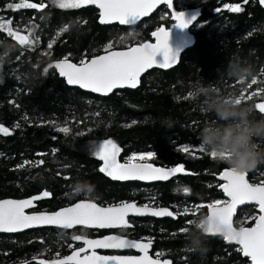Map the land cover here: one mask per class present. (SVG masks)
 <instances>
[{"label":"trees","instance_id":"1","mask_svg":"<svg viewBox=\"0 0 264 264\" xmlns=\"http://www.w3.org/2000/svg\"><path fill=\"white\" fill-rule=\"evenodd\" d=\"M15 2L19 0H0V17L12 19L13 27L36 25L40 42L28 49L0 32V124L11 130L10 135L0 133V199L26 198L48 190L51 199L40 201L34 209L41 211L80 198L112 205L121 198L145 199L141 194L149 195L156 204L169 205L174 212H182L185 207L196 211L195 215L190 213L176 220L148 218L134 222L128 231L134 237H152L161 257L169 258L172 264H250L241 256L239 247L225 244L220 236H206L208 251L204 254L188 246L189 239L195 243V229L186 221L206 217L207 207L197 206L226 200L215 176L229 166L213 160L207 152L185 153L181 148L201 143L200 129L215 119L214 114L203 111L205 97L197 94L199 88L211 86L225 95L235 92L240 96L264 87V7L258 0L247 4L243 0H175V11H200L197 23L190 29L193 46L181 55L174 68L152 69L141 77L136 89L117 90L108 96L69 87L54 68L46 74L43 69L66 56L79 63L104 53L109 43L113 49H125L152 41L157 28L168 29L174 24L173 9L162 5L138 25L123 27L101 25L98 11L90 5L60 9L51 0H44L47 7L39 11L7 8ZM228 3H240L243 12L224 9ZM218 8L222 11L218 12ZM65 26L68 31L61 32ZM52 41L55 43L48 49ZM230 60L251 66L253 75L244 82L230 77L219 79ZM253 77L258 83L249 88ZM261 99L253 97L245 102L255 105ZM255 115L264 116L258 110ZM61 127H68L70 132L57 131ZM104 139H113L121 147V160L133 153L151 151L156 155L149 162L166 167L183 165L186 173L192 174L178 173L152 185L113 180L99 171L101 161L89 152L93 142ZM257 142L264 145V138H257ZM41 160L43 164L17 167L25 161ZM248 179L251 183L264 180V163L249 171ZM82 182L94 189L92 195L77 192ZM183 187L190 188L191 194L183 193ZM257 215L254 206H244L238 210L234 225L251 226ZM182 228H188V232L180 231ZM59 234L55 228L0 233V264H32L31 257L46 243L66 238Z\"/></svg>","mask_w":264,"mask_h":264},{"label":"snow or ice","instance_id":"2","mask_svg":"<svg viewBox=\"0 0 264 264\" xmlns=\"http://www.w3.org/2000/svg\"><path fill=\"white\" fill-rule=\"evenodd\" d=\"M60 9H80L87 5H95L99 11V22L101 24H112L117 22L120 25L135 24L141 21L142 17L148 16L157 5L164 4L169 9H173L172 19L180 28H186L196 19H186L184 12H177L173 8V0H51ZM249 0H243L247 4ZM264 4V0H260ZM47 7L44 0L40 2H30V0H19V2L10 3L7 8L18 11L20 9L43 10ZM224 9L232 13L243 12L240 3L224 4ZM218 12L222 9H217ZM43 19V17H41ZM13 20L0 17V32L13 38L19 45L28 49H34L40 42V37L36 35V25L26 26L24 28L13 27ZM68 31V26L60 30ZM22 32L27 34H21ZM60 33H58L59 35ZM250 34V33H249ZM155 37V43L139 42L136 46H131L127 50H113V44L105 46V54L94 56L92 59H81L79 63H72L68 56L49 64L43 69L46 74L49 69H56L61 77L66 78L69 85H78L82 89L90 90L93 93H99L107 96L113 93L115 89L130 87L136 88L140 82V76L146 70L159 66L160 68H170L178 62V56L169 45L170 30L159 27L152 33ZM122 42V41H121ZM55 41L48 43V49L53 47ZM163 52V60L158 61L156 55ZM0 57V62H2ZM264 73V69H261ZM241 82H244L241 80ZM258 83L253 77L249 88ZM193 93H189V96ZM253 97H262L261 102L254 105L260 114H264V87L258 88L252 92H242L236 102L251 100ZM27 119V117H25ZM135 123V122H133ZM129 127L131 125H128ZM19 127V124L16 125ZM57 131L68 134V127L58 128ZM91 131V129L89 130ZM0 133L10 135L11 130L0 124ZM55 138V137H54ZM93 155L102 162L99 168L101 173L106 174L113 180L118 181H167L178 173H186L183 165L174 167H157L149 161L156 155L148 151L144 153H133L121 163L118 159L121 153V147L113 139H104L99 143H93L91 146ZM181 151L185 153L199 151L207 154L217 160L215 151L208 152L202 145L182 146ZM56 152L53 149V154ZM230 153L219 154L220 159H228ZM44 161L30 162L17 167H24L27 164H43ZM249 171H238L232 167H226L219 173V178L223 183L218 187L227 197L226 200H215L206 205L209 214L206 216V224L201 221L196 225V221L187 220V225H196L202 228L204 232L211 236L220 235L226 242L239 245L238 251L244 257L251 260V264H264V180L256 183H250L248 179ZM183 193L190 195L191 189L183 187L180 189ZM52 193L44 190L38 195L28 199L0 200V232L15 233L25 229L40 226H56L64 229H71L75 226H86L99 229L127 228L130 215L154 217H172L174 219L180 216H187L190 213L196 214L192 208L185 207L182 212H174L167 207H155L149 204L138 206L135 202H121L120 204L101 207L99 204L90 200L80 201L69 207H64L54 212H37L29 214L26 210L33 208L37 201L51 198ZM255 204L259 215L253 217L255 223L252 227H245L243 223L234 226L233 215L237 205ZM180 231L187 233L188 228H182ZM75 241H83L85 247L74 249L72 254L63 258L57 257L50 261L40 260L39 264H172V261L161 260L162 253L157 252L155 258L149 255L152 247V239L130 240L123 235H108L100 239H89L84 235L72 237ZM97 249H137L140 256H105L98 255Z\"/></svg>","mask_w":264,"mask_h":264},{"label":"clouds","instance_id":"3","mask_svg":"<svg viewBox=\"0 0 264 264\" xmlns=\"http://www.w3.org/2000/svg\"><path fill=\"white\" fill-rule=\"evenodd\" d=\"M252 75L251 66H245L239 60H230L219 79L230 77L244 81ZM197 94L205 97L203 111L212 113L215 117L200 129L198 139L201 145L208 152L215 151L217 161L224 162L241 172L251 171L264 163V145L257 142V138H264V116L256 117L254 105L245 101L237 103L238 95L235 92L228 96L211 86L199 88ZM221 153L231 155L228 159L222 160L219 158ZM77 192L92 195L94 189L87 182H82L77 186ZM201 221L207 226L206 217L199 218L196 225ZM196 225H193L195 243L189 239L188 246L194 252L204 254L208 251L206 233ZM191 235L192 232L189 236Z\"/></svg>","mask_w":264,"mask_h":264},{"label":"flooded vegetation","instance_id":"4","mask_svg":"<svg viewBox=\"0 0 264 264\" xmlns=\"http://www.w3.org/2000/svg\"><path fill=\"white\" fill-rule=\"evenodd\" d=\"M121 155V153H120ZM120 162H124V160H121V156L118 157ZM151 163V162H150ZM101 166H102V162H101ZM175 177V176H174ZM173 177V178H174ZM122 183H137V184H142V185H152V184H156V183H151V184H144V183H140V182H136V181H120ZM159 183V182H157ZM44 191V190H42ZM41 191V192H42ZM141 196H145L144 198H121L120 200L116 201V202H112V205L115 204H120L121 202H135L138 206H143L145 204H149L151 206H155V207H167L170 210H172V208L169 205H163V204H156V202L154 200H151L149 195H143L141 194ZM51 198H46L41 200L42 201H46V200H50ZM87 201L90 200L92 202L97 203L95 200L92 199H85V198H80L76 201H74L71 204H67L64 206H59L56 209L53 210H41V212H54L57 211L58 209L64 208V207H68L78 201ZM40 202V201H39ZM38 202V203H39ZM37 203V204H38ZM99 204V203H97ZM100 205V204H99ZM101 207H107L110 205H100ZM35 211V210H32ZM173 211V210H172ZM148 218H152V219H164V218H169L172 220H176L170 217H164V218H154V217H133V216H129L128 220L129 223L131 224L130 227L127 228H111V229H99V228H89V227H83V226H76L74 228L71 229H62V228H57V227H46V228H40V229H50V228H55L58 230V232L60 234H64L66 235L65 239H61L59 237L58 240L60 241H56L55 244H47L43 246V248L40 250L39 253H37L36 255L31 257V260L33 263L32 264H39L40 260H44V261H50L53 260L57 257V254H59L60 258H63L65 256H69L72 254L74 249H79L81 247H85L83 241H75L72 239L73 236L76 235H84L89 239H100L104 236H108V235H123L125 236L127 239L130 240H144L147 241V239H152V237H150L149 235H139L138 237H134L132 236V234L128 231L131 230L134 226V222L136 220H142V219H148ZM59 234V235H60ZM153 241V240H152ZM155 244L153 241L152 247L149 250V255L153 256V258H155V254L157 253V251L155 250ZM97 254L98 255H105V256H114V255H118V256H137L139 255V253H137L136 251L129 249H123V250H113V249H97ZM161 260L164 259H169V258H163L160 257ZM25 264H30L29 261Z\"/></svg>","mask_w":264,"mask_h":264},{"label":"water","instance_id":"5","mask_svg":"<svg viewBox=\"0 0 264 264\" xmlns=\"http://www.w3.org/2000/svg\"><path fill=\"white\" fill-rule=\"evenodd\" d=\"M174 1L175 0H173V3H174ZM258 2L260 3V0H258ZM261 4V3H260ZM162 5H164V4H160V5H157V7L148 15V16H146V17H142L141 18V21L143 20V19H145V18H148V17H150L160 6H162ZM263 7H264V4H261ZM90 6H93V7H95V9L98 11V14H99V9L95 6V5H90ZM177 12H184L185 13V16H186V19H192V17H196V19L195 20H193V22L191 23V24H189L188 25V27H186V28H180L179 26H177L175 23H176V21L174 20V24L170 27V28H168V30H170V39H169V45H170V47H171V49H172V51L174 52V53H176L177 54V56H178V62L176 63V64H174L172 67H170V68H160L159 66H154L153 68H151V69H148V70H146L144 73H142L141 74V76H140V79H141V77L142 76H144L148 71H150V70H152V69H158V70H163V71H168V70H170V69H172V68H174L178 63H179V60H180V57H181V55L186 51V50H188L189 48H191L192 46H193V44H194V37H193V35H192V33L190 32V29L197 23V21H198V19H199V17H200V11L198 10V9H185V10H182V11H177ZM98 21H99V17H98ZM141 21H137L135 24H130V25H120L119 23H117V22H113L112 24H101L100 22V24L101 25H104V26H108V25H114V24H117V25H119V26H123V27H133V26H136V25H138ZM156 31V30H155ZM21 34H23V33H21ZM14 40V39H13ZM14 42L16 43V44H18V42L17 41H15L14 40ZM156 42V39H155V37H153L152 36V41H148V42H145V43H155ZM19 45V44H18ZM19 46H21V45H19ZM133 46H136V45H133ZM128 48H125V49H113V50H117V51H122V50H127ZM103 54H105V52L104 53H101V54H98V55H103ZM98 55H96V56H98ZM94 57V56H93ZM93 57H91V58H89V59H92ZM156 59L158 60V61H162L163 60V52L161 51V52H158L157 53V55H156ZM57 61H59V60H57ZM56 61V62H57ZM70 62H72L71 60H70ZM55 63V62H54ZM72 63H74V62H72ZM55 71H56V73L59 75V73H58V70H56L55 69ZM60 76V75H59ZM61 77V76H60ZM61 78H63L64 80H65V82H66V78H64V77H61ZM66 84H67V82H66ZM139 84H140V82H139ZM139 84H138V86H139ZM69 87H76V88H79L80 90H82V91H84V92H89V93H92V94H94V95H97V96H105V95H102V94H99V93H93V92H91L90 90H87V89H82V88H80L78 85H69V84H67ZM137 86V87H138ZM136 87V88H137ZM136 88H134V89H136ZM123 89H133V88H130V87H124V88H119V89H115L113 92H115V91H117V90H123ZM110 94H112V93H110ZM110 94H108V95H110ZM107 95V96H108ZM121 163H123V162H121ZM153 164V163H152ZM155 165V164H154ZM155 166H157V167H166V166H160V165H155ZM167 168V167H166ZM225 169V168H224ZM224 169H222L220 172H222ZM219 172V173H220ZM219 173L218 174H216V176H215V178L217 179V181L221 184V183H223V181H221L220 180V178H219ZM173 178V177H172ZM172 178H170V179H172ZM169 179V180H170ZM168 181V180H167ZM136 182H140V183H144V184H151V183H157V182H166V181H138V180H136ZM250 182V181H249ZM251 183V182H250ZM218 190H220L221 192H222V190L218 187ZM39 193H41V192H39ZM39 193H37V194H34V195H31V196H29V197H26V198H20V199H16V198H3V199H14V200H21V199H28V198H31V197H33V196H35V195H38ZM222 194H223V196H224V198L225 199H227V197L225 196V194L222 192ZM3 199H0V200H3ZM41 201V200H40ZM39 201H37L36 202V204H35V206L33 207V208H29V209H27L26 211L29 213V214H31V213H37V212H41V211H32V210H34L36 207H37V203H38ZM78 202H80V201H78ZM78 202H76V203H78ZM75 204V203H74ZM73 205V204H72ZM249 205H251V206H254L255 207V209H256V211H257V213H258V215H259V212H258V208H257V206L255 205V204H241V205H237V207H236V209L234 210V215H233V224H234V219H235V217H236V214H237V212H238V210L240 209V208H242V207H244V206H249ZM71 206V205H70ZM69 207V206H68ZM59 210V209H58ZM57 210V211H58ZM209 214V210H208V208H207V215ZM206 215V216H207ZM257 215V216H258ZM130 216H133V217H154V216H151V215H144V216H136V215H130ZM154 218H164V217H154ZM170 218H172V217H170ZM174 219V218H173ZM254 223H255V221H254ZM254 223H253V225H251V226H245V227H252V226H254ZM130 224V223H129ZM131 225V224H130ZM235 226V225H234ZM46 227H56V226H40V227H34V228H30V229H25V230H22V231H19V232H15V233H9V232H0V233H2V234H8V235H12V234H20V233H23V232H25V231H28V230H32V229H40V228H46ZM76 227V226H75ZM83 227H86V226H83ZM57 228H59V227H57ZM89 228H92V227H89ZM62 229H64V228H62ZM206 236H211V235H208V234H206ZM216 236H220V235H216ZM220 237H222V236H220ZM223 238V237H222ZM223 240H224V238H223ZM144 242H146V241H144ZM224 242H225V244H227V245H234V246H237V247H239V245H237V244H235V243H229V242H226L225 240H224ZM113 250H123V249H113ZM126 250H129V249H126ZM132 250H134V251H136L137 253H139V255H137V256H140V255H142V253H140L139 252V250H137V249H132ZM241 256L242 257H244L243 256V254L241 253ZM244 258H247L248 260H249V262H250V264H251V260H250V258H248V257H244ZM164 260H169V261H171L170 259H164Z\"/></svg>","mask_w":264,"mask_h":264},{"label":"rangeland","instance_id":"6","mask_svg":"<svg viewBox=\"0 0 264 264\" xmlns=\"http://www.w3.org/2000/svg\"><path fill=\"white\" fill-rule=\"evenodd\" d=\"M99 142H100V141H96L95 143H99ZM93 143H94V142H93ZM93 143H92V144H93ZM92 144H91V145H92ZM91 145H90V146H91ZM89 152H90V154L93 155V153H92V151H91V148L89 149Z\"/></svg>","mask_w":264,"mask_h":264}]
</instances>
